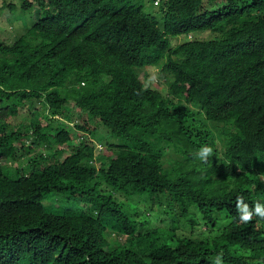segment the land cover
Returning a JSON list of instances; mask_svg holds the SVG:
<instances>
[{"label":"trees","instance_id":"obj_1","mask_svg":"<svg viewBox=\"0 0 264 264\" xmlns=\"http://www.w3.org/2000/svg\"><path fill=\"white\" fill-rule=\"evenodd\" d=\"M142 1L3 0L0 264H264V0Z\"/></svg>","mask_w":264,"mask_h":264},{"label":"rangeland","instance_id":"obj_2","mask_svg":"<svg viewBox=\"0 0 264 264\" xmlns=\"http://www.w3.org/2000/svg\"><path fill=\"white\" fill-rule=\"evenodd\" d=\"M4 1L9 2L10 0H4ZM11 1H14V3H17V0H11ZM2 2H3V0H0V40L3 41L4 44H6V45H10L12 42H14V39L16 38V35L18 33L15 32V29H13L11 27V24H9L5 20V17L2 16V14H1ZM141 4L143 6V11L152 17H153V15H155L156 12H158L157 8L153 7L151 0H143ZM178 42H179L178 39L173 40L172 45H175ZM145 74L148 76V81L151 83L152 87H154V84H155V83H153V85H152V81L161 84V86L163 87L164 79H162V77H161L162 75H161V72L159 71V69L152 67V68L148 69V71L145 72ZM29 110L31 111L30 114H32V120L34 121V123H38L40 121L42 124L43 123L47 124V122L44 121V119L40 120L41 119L40 114L43 116L46 115V117L49 116L48 117L49 119L56 121V122L60 121V122L68 123V125H70V126L79 124L80 119H82V114H80V112L74 107L73 103L68 105L67 111H66L67 115L70 116V121L68 119L64 120V119H62V117H51L50 114L48 113V111L46 110V108H44L40 103H36L34 106L30 107ZM27 112H28L27 107H24L23 110H20L19 113L23 114V113H27ZM21 114H20V116H23ZM55 124H57V123H55ZM100 130H102V128H100ZM73 139H76V138L73 137ZM103 140L105 141V137ZM64 151H65L64 156H66L70 153L69 149H65ZM101 154H103V152H101ZM101 157H103V155H101ZM62 158H63V156H62ZM45 206L46 207H49V206L58 207V204L57 205L54 203L49 204L48 202H45ZM62 208H65V207H62ZM121 240H124V238L122 237ZM218 262L219 261H217V263H214V264H220Z\"/></svg>","mask_w":264,"mask_h":264},{"label":"clouds","instance_id":"obj_3","mask_svg":"<svg viewBox=\"0 0 264 264\" xmlns=\"http://www.w3.org/2000/svg\"><path fill=\"white\" fill-rule=\"evenodd\" d=\"M213 148L211 146L205 145L199 149V158L202 161H206L207 158L212 154ZM237 209L240 214L239 218L243 222H248L252 219V216L255 214L260 218H264V203L255 202L254 211H249L247 205L244 203L242 197H237Z\"/></svg>","mask_w":264,"mask_h":264}]
</instances>
